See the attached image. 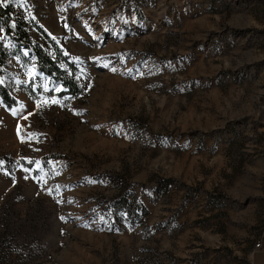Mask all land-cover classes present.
I'll return each instance as SVG.
<instances>
[{
	"label": "rangeland",
	"instance_id": "obj_1",
	"mask_svg": "<svg viewBox=\"0 0 264 264\" xmlns=\"http://www.w3.org/2000/svg\"><path fill=\"white\" fill-rule=\"evenodd\" d=\"M15 7L82 93L0 28V264H234L264 231V0Z\"/></svg>",
	"mask_w": 264,
	"mask_h": 264
},
{
	"label": "trees",
	"instance_id": "obj_2",
	"mask_svg": "<svg viewBox=\"0 0 264 264\" xmlns=\"http://www.w3.org/2000/svg\"><path fill=\"white\" fill-rule=\"evenodd\" d=\"M18 1L0 0V28L5 31V37L9 42L16 45L17 57L22 67L26 69L33 65L40 74L46 75L55 84H60L65 91L60 92L61 96L78 97L82 89L76 79L78 71L76 64L56 43L52 45L50 52L32 39L27 21L15 7ZM38 30L47 38L41 29ZM24 50L28 51L29 55L26 56ZM9 59L10 51L5 43L0 41V79L7 74L5 67ZM0 99L8 110H14L18 106V101L13 97L10 88L1 83Z\"/></svg>",
	"mask_w": 264,
	"mask_h": 264
},
{
	"label": "crops",
	"instance_id": "obj_3",
	"mask_svg": "<svg viewBox=\"0 0 264 264\" xmlns=\"http://www.w3.org/2000/svg\"><path fill=\"white\" fill-rule=\"evenodd\" d=\"M263 235L264 231L258 239L254 241L251 240L248 243L243 242V248L236 252V256L233 258L234 264H264V246L259 249L254 247V245L263 238Z\"/></svg>",
	"mask_w": 264,
	"mask_h": 264
},
{
	"label": "built area",
	"instance_id": "obj_4",
	"mask_svg": "<svg viewBox=\"0 0 264 264\" xmlns=\"http://www.w3.org/2000/svg\"><path fill=\"white\" fill-rule=\"evenodd\" d=\"M263 246H264V235H263V238L260 239V240L254 245V247L257 248V249H259V248H263Z\"/></svg>",
	"mask_w": 264,
	"mask_h": 264
}]
</instances>
